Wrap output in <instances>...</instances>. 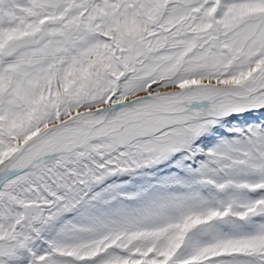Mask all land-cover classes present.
<instances>
[{"label":"snow or ice","instance_id":"1","mask_svg":"<svg viewBox=\"0 0 264 264\" xmlns=\"http://www.w3.org/2000/svg\"><path fill=\"white\" fill-rule=\"evenodd\" d=\"M0 264H264V0H0Z\"/></svg>","mask_w":264,"mask_h":264}]
</instances>
